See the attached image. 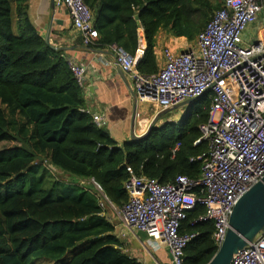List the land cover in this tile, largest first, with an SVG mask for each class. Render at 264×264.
Masks as SVG:
<instances>
[{
    "label": "trees",
    "instance_id": "obj_1",
    "mask_svg": "<svg viewBox=\"0 0 264 264\" xmlns=\"http://www.w3.org/2000/svg\"><path fill=\"white\" fill-rule=\"evenodd\" d=\"M82 1L99 35L89 48L115 46L135 57L141 30L146 46L136 70L143 75L158 72L159 31L193 42L223 5V0ZM82 87L63 52L47 45L33 26L28 0H0V144H18L0 149V264H59L67 257L64 264H143L125 252L129 245L105 215L104 197L118 210L127 202V168L162 185L178 176H200L198 158L207 146L194 143L209 119L208 96L193 102L177 122H158L143 140L119 146L93 123ZM45 163L71 179L55 178ZM72 181H94L104 197ZM203 214L197 207L180 225V235H194L183 264H207L217 251L213 225L197 222Z\"/></svg>",
    "mask_w": 264,
    "mask_h": 264
},
{
    "label": "built area",
    "instance_id": "obj_2",
    "mask_svg": "<svg viewBox=\"0 0 264 264\" xmlns=\"http://www.w3.org/2000/svg\"><path fill=\"white\" fill-rule=\"evenodd\" d=\"M59 4L67 9L83 45L94 46L99 35L89 7L82 0ZM261 25L264 0H223L196 38L195 48L182 53L165 48L164 65L152 75L136 70L140 50L131 57L111 47L115 66L130 79L135 101L151 102L161 111L204 95L210 99L208 122L199 126L200 138L194 143L207 146L198 158V179L178 176L162 185L137 177L127 168L130 177L123 189L128 200L117 217L128 232L145 234V245L151 251L164 246L169 264L184 263L183 251L194 238L179 234L188 212L204 209L197 222L213 225L212 239L218 249L230 229L229 218L237 201L264 177L263 32L254 39ZM67 65L76 83L83 86L85 67L72 61ZM91 117L98 128L105 125L102 115ZM118 235L125 239V234ZM230 264H264V231L238 251Z\"/></svg>",
    "mask_w": 264,
    "mask_h": 264
},
{
    "label": "crops",
    "instance_id": "obj_3",
    "mask_svg": "<svg viewBox=\"0 0 264 264\" xmlns=\"http://www.w3.org/2000/svg\"><path fill=\"white\" fill-rule=\"evenodd\" d=\"M60 1L28 0V15L33 26L42 39H45L49 32V45L56 48V51H62L66 61L85 67L82 96L90 115H102L105 118V125L101 128L104 132L119 146L124 142H130L132 132L134 136L144 135L149 124L160 111L151 102L135 101L130 89V79L115 66L111 48L96 49L83 45L78 31L72 28L67 9L59 4ZM139 32L138 55L142 58L146 44L141 30ZM165 48L175 53L193 49L192 42H188L187 39L174 38L165 30L159 31L154 45L158 70L164 65L163 50ZM116 232L132 235V238L139 243L138 258H134L141 263H170L168 251L164 246L159 247L156 252L150 249L149 251L145 247L142 249L141 246H146L147 236L143 233L128 232L119 218ZM132 242L127 243L130 250L132 244L137 245ZM143 252L148 255L145 256Z\"/></svg>",
    "mask_w": 264,
    "mask_h": 264
},
{
    "label": "water",
    "instance_id": "obj_4",
    "mask_svg": "<svg viewBox=\"0 0 264 264\" xmlns=\"http://www.w3.org/2000/svg\"><path fill=\"white\" fill-rule=\"evenodd\" d=\"M44 42L49 45V32ZM197 99L187 100L172 109L161 110L149 124L146 133L134 136L132 132L130 141L143 140L165 115L171 114L174 109L188 108ZM229 227L225 240L207 264H230L238 251L247 247L264 231V177L237 201L229 218Z\"/></svg>",
    "mask_w": 264,
    "mask_h": 264
},
{
    "label": "rangeland",
    "instance_id": "obj_5",
    "mask_svg": "<svg viewBox=\"0 0 264 264\" xmlns=\"http://www.w3.org/2000/svg\"><path fill=\"white\" fill-rule=\"evenodd\" d=\"M72 25V24H71ZM73 28V27H72ZM252 31V29L250 30ZM263 32V35L264 36V25H261V27L259 28L258 32L256 33V35L254 36V39L255 40H258L259 37H260V33L259 32ZM253 36V33L250 34V38ZM97 43V42H95ZM195 45H196V39L192 42V48H195ZM97 49V48H96ZM186 108H179V109H174L172 111V113L170 114V116H166V117H163V120L159 121L158 123V126L159 125H162L164 122H177L178 119L182 116V114L184 113V110ZM186 111V110H185ZM18 144H13V143H1L0 144V149H3V148H10V147H14V146H17ZM46 164V163H45ZM47 165V164H46ZM48 166V165H47ZM49 167V166H48ZM49 170L53 173L52 175L57 178V179H60V180H64L66 182H68L71 178L68 177V176H64L62 174H60L58 171H56L53 167H49ZM72 182H75V181H72ZM76 183V182H75ZM83 183V184H82ZM82 183L80 182H77L76 184L79 185L80 187H84V188H89L90 190L92 189V191H94L95 193H97V195L100 197V198H103L104 196L100 193L101 190H99L96 186H94L92 184L91 181H83ZM94 188H92V187ZM91 187V188H90ZM105 201L107 202V207H106V216L109 218V220L114 224V225H117L118 224V214H119V210L118 208H115L114 206H112L107 200L106 198L104 197ZM124 241H126V244L128 243V241L132 242V243H136L137 245L135 244H132V247H131V250L129 248H126L125 247V252L127 254H129L130 256H132L133 258L136 257L138 258V253L139 250H140V247H139V243L136 242L133 238H132V235H127L125 234V239ZM143 247H145L146 249L149 250V248H147L146 246H141L142 249H144ZM143 251V250H142ZM150 251V250H149ZM145 256H147L148 254L146 252H143ZM69 257L65 258L63 260V262L59 263V264H64V262L68 259ZM38 264H54L52 262H48V261H40V263Z\"/></svg>",
    "mask_w": 264,
    "mask_h": 264
}]
</instances>
